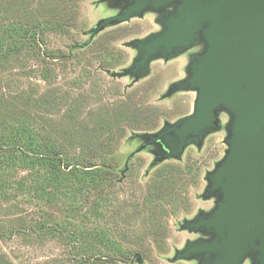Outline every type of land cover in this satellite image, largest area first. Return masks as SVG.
Instances as JSON below:
<instances>
[{
	"label": "rangeland",
	"instance_id": "374dc122",
	"mask_svg": "<svg viewBox=\"0 0 264 264\" xmlns=\"http://www.w3.org/2000/svg\"><path fill=\"white\" fill-rule=\"evenodd\" d=\"M124 6L0 0V264H188L172 261L176 251L206 236L181 225L215 205L203 193L228 147L229 116L201 147L156 162L158 149L140 134L193 112L195 91H168L203 46L154 59L135 81L123 74L138 54L127 43L159 31V14L91 36ZM26 149L93 167L55 172Z\"/></svg>",
	"mask_w": 264,
	"mask_h": 264
},
{
	"label": "water",
	"instance_id": "95a60500",
	"mask_svg": "<svg viewBox=\"0 0 264 264\" xmlns=\"http://www.w3.org/2000/svg\"><path fill=\"white\" fill-rule=\"evenodd\" d=\"M157 12L161 29L127 44L138 50L125 69L135 81L151 62L172 59L197 44L187 76L170 85L168 95L196 92L193 112L155 133H141L158 149L156 162L179 159L190 144L203 145L229 116L225 155L206 174L204 198L216 197L210 211L200 210L182 229L208 238L187 241L173 262L264 264V0H128L119 13L99 20L94 37L109 26ZM143 264V261H141Z\"/></svg>",
	"mask_w": 264,
	"mask_h": 264
},
{
	"label": "trees",
	"instance_id": "16d2710c",
	"mask_svg": "<svg viewBox=\"0 0 264 264\" xmlns=\"http://www.w3.org/2000/svg\"><path fill=\"white\" fill-rule=\"evenodd\" d=\"M58 25V23H57ZM56 24H52L51 28H57ZM48 26V25H47ZM4 38L0 36V52L3 51L4 49V45H5V41L3 40ZM27 38H25L24 40H26ZM86 46V45H84ZM31 151V150H30ZM24 155L28 156H33L35 158H39V160H42L43 163L47 164V166L49 165V167L55 171V172H62L63 168L69 169L72 164L69 162H64L60 156V151L55 150L52 153L50 152H33L31 151V153L28 151V149L24 150ZM84 168H79L76 166H73L69 169V171H81V172H85V171H90L93 166L91 164H87L84 165ZM107 172H111V171H107Z\"/></svg>",
	"mask_w": 264,
	"mask_h": 264
},
{
	"label": "flooded vegetation",
	"instance_id": "af4514ba",
	"mask_svg": "<svg viewBox=\"0 0 264 264\" xmlns=\"http://www.w3.org/2000/svg\"><path fill=\"white\" fill-rule=\"evenodd\" d=\"M120 5H126L127 4V2H128V0H116ZM199 237H202V235L201 236H199ZM203 238H208L207 236H204ZM197 262H198V260H196V259H193L190 263L191 264H197ZM190 263H188V264H190ZM249 263H251V261H250V259L249 258H247L245 261H244V263L243 264H249ZM143 264H145V262L143 261Z\"/></svg>",
	"mask_w": 264,
	"mask_h": 264
},
{
	"label": "bare ground",
	"instance_id": "6f19581e",
	"mask_svg": "<svg viewBox=\"0 0 264 264\" xmlns=\"http://www.w3.org/2000/svg\"><path fill=\"white\" fill-rule=\"evenodd\" d=\"M152 63V62H151ZM152 65L150 64V67H151ZM195 96H196V92H195Z\"/></svg>",
	"mask_w": 264,
	"mask_h": 264
}]
</instances>
